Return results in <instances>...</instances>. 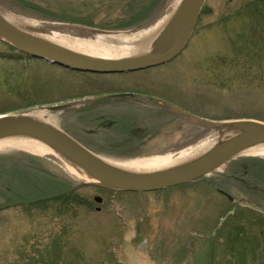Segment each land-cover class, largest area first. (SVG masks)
Wrapping results in <instances>:
<instances>
[{
    "label": "rangeland",
    "instance_id": "1",
    "mask_svg": "<svg viewBox=\"0 0 264 264\" xmlns=\"http://www.w3.org/2000/svg\"><path fill=\"white\" fill-rule=\"evenodd\" d=\"M14 1L54 17L78 15L109 26L125 16L141 18L156 0H134L135 4L92 0L87 4H94L93 10L80 13L54 11L70 0ZM251 1L206 0L187 45L174 60L132 73L71 72L27 58L0 40V115L47 108L69 98L148 91L196 118L264 122V55L250 66L241 59L246 66L242 68L233 60L231 48L254 28L255 19L246 6ZM174 7L175 0H166L151 26L123 34L154 29ZM109 114L118 116L116 109ZM191 127L200 135L180 143L168 155L210 134L189 122ZM25 155L36 158L41 168L53 174L54 179H48L51 188L61 181L68 185L75 201L68 207L59 200L37 207L20 203L29 189L24 176L20 178ZM48 159L17 149L0 151V178L9 174L14 186L9 194L0 188V264H234L237 255L227 253L229 232L248 239L245 264H264V158L240 155L209 178L150 193L81 184ZM48 190V194L53 192ZM95 196L101 198L100 203L94 202Z\"/></svg>",
    "mask_w": 264,
    "mask_h": 264
},
{
    "label": "water",
    "instance_id": "2",
    "mask_svg": "<svg viewBox=\"0 0 264 264\" xmlns=\"http://www.w3.org/2000/svg\"><path fill=\"white\" fill-rule=\"evenodd\" d=\"M205 1L180 0L175 10L166 20L162 30L150 43L149 48L153 44L159 46L167 43L169 40L170 43L159 50L153 51V49H150L133 55L114 58L95 57L77 53L51 43L37 34L23 31L5 20L1 14L0 40L32 59L74 72L125 74L143 71L164 65L174 60L183 51L194 31ZM0 12L10 13L20 18L24 17L1 5ZM24 18L27 19V17ZM38 21L45 24L37 30L42 34L56 32L76 38L93 40L97 35L101 34L123 33L122 31L98 30L87 26L57 21ZM124 96L126 95H118L116 97L122 98ZM105 102H107V99L96 101L94 104L98 105ZM63 108L65 107L57 105L41 109L54 112ZM171 109L185 116L189 122L201 130L221 133L225 128H230L231 130H239L240 132L232 138L215 145L199 157L179 163L170 168L152 172L131 171L112 166L101 160L100 156L83 147L55 124L50 125L32 120L25 116L24 113L0 115V139L26 137L37 140L75 163L94 179V182H83L81 184L94 185L115 192L127 193L158 192L194 183L203 178H209L212 172L242 155L245 150L264 144V122L262 121L253 119L214 121L196 118L175 106H171ZM167 155L132 157L127 160H150L151 158ZM48 160L55 163L65 173L68 172L65 164L57 158H50ZM93 200L96 203L101 202V198L98 196H95Z\"/></svg>",
    "mask_w": 264,
    "mask_h": 264
},
{
    "label": "flooded vegetation",
    "instance_id": "3",
    "mask_svg": "<svg viewBox=\"0 0 264 264\" xmlns=\"http://www.w3.org/2000/svg\"><path fill=\"white\" fill-rule=\"evenodd\" d=\"M133 1L131 0V2ZM89 2L92 0H70L69 4L58 5L54 11L70 13L91 11L95 5L87 4ZM137 2L139 3V0ZM0 5L16 12L21 10L33 11L14 0L12 2L0 0ZM162 11L163 9H160L143 14L142 18L134 15L125 16L123 20L118 19L109 26L85 21L78 15H73L75 17L73 19L57 17L53 21L82 25L98 30H128L133 32L151 26L159 18ZM21 54L30 58L23 53ZM150 93L148 91L126 92L101 97L69 98L52 104V106L61 105L65 108L51 112L49 115L56 116L54 122L58 128L98 156L130 158L165 155L173 152L180 143L199 135V132L194 129L188 131L189 121L187 118L173 111L171 106L180 110H183L182 108L166 101L165 98ZM118 95L126 96L118 98L116 97ZM102 99H107V102L94 104ZM114 104L115 106H113ZM111 109H116L118 116L111 117L109 114ZM91 114L95 115L93 119L89 117ZM222 194L226 195L225 193ZM228 199L232 200L229 196Z\"/></svg>",
    "mask_w": 264,
    "mask_h": 264
},
{
    "label": "bare ground",
    "instance_id": "4",
    "mask_svg": "<svg viewBox=\"0 0 264 264\" xmlns=\"http://www.w3.org/2000/svg\"><path fill=\"white\" fill-rule=\"evenodd\" d=\"M180 0H175V7L178 5ZM174 4V1H173ZM174 6V5H173ZM1 16L12 23L16 27L22 29L31 34H37L43 39L69 49L71 51L91 55L95 57H121L125 55H133L138 54L144 51H148L150 49L159 50L162 47L167 46L170 43V40L167 43H163L162 45H152L149 48L150 43L154 40V38L158 35L160 30H162L166 20L169 18L165 17L162 19L158 25L149 31H142L136 34H128V33H117V34H108V35H97V37L93 40L76 38L69 36L67 34H59L56 32H50L48 34L39 33L37 31L40 27L44 26L42 22L33 19H25L16 17L10 13H1ZM120 46V47H114ZM149 48V49H148ZM48 111V110H47ZM44 109H38L34 111H29L24 113L28 118L40 121L43 123H47L50 125H54V119L50 116ZM57 121V120H56ZM239 130H231L230 128H225L220 132L211 131L209 135L205 136L196 144L189 146L183 152L170 154L167 156H160L156 158H151L150 160H111L108 158H103L100 156V159L104 162L115 166L120 167L122 169L131 170V171H144V172H152L158 171L166 168H170L172 166L178 165L179 163L194 159L203 155L209 149L213 148L215 145L224 142L233 136L237 135ZM7 149H17L29 152L38 156H45L50 158H57L63 164H65L67 168V173L73 176L77 181L83 182H94V179L82 170L75 163L69 161L64 158L56 151L52 150L48 146L43 143L26 137H7L0 139V151H4ZM242 155L246 156H254L259 158H264V144L257 145L245 150Z\"/></svg>",
    "mask_w": 264,
    "mask_h": 264
},
{
    "label": "trees",
    "instance_id": "5",
    "mask_svg": "<svg viewBox=\"0 0 264 264\" xmlns=\"http://www.w3.org/2000/svg\"><path fill=\"white\" fill-rule=\"evenodd\" d=\"M165 1L166 0L154 1L152 5L149 6L150 8L145 13H142L147 14L155 10L163 9ZM246 6L250 11L249 13H251L255 19V24L253 28L254 31H251L250 36L244 35L245 38L239 41L237 40L238 42L236 41L231 45L233 60L237 61L238 65L242 68H245L246 66H250L255 63H259L261 57L264 55V32L262 31L264 29V24L262 23L264 21V1L252 0ZM25 8L28 9V7ZM257 8L261 9L257 10ZM19 13L23 15L36 16L45 20H53L57 18L45 12L37 10H21L19 11ZM241 59H244V61L247 63L246 66L244 64H241ZM191 130H193L192 127L188 129L189 132ZM5 157L10 159V157L8 156ZM25 159H27V161H25L24 169L22 168L20 178H23L24 176L23 179L26 180L29 189L25 196H23L22 198L18 197L21 199L18 200L20 201V203H24V205H26L27 207H37L46 204L49 201L59 200L62 201L63 206L68 207L71 200L75 201V199L72 198V192L70 191L71 189L68 187V185L65 186L63 181H61L62 183H56V186L54 188L50 187L51 183L48 179L53 180L54 176L53 174L41 168L40 163L36 158L25 155ZM14 166L18 167V165L15 163ZM28 170H30L31 172L28 173ZM34 170L36 171V173L32 174ZM0 188L3 190V192L5 191L4 193L7 194L11 193V191H14V186L10 182L9 174L4 173V176L0 178ZM48 189H51L53 192L48 194ZM18 203L19 202H17V204ZM10 204L14 205L15 203ZM226 236L227 241H229L227 253L237 255V262L234 264H245L246 260H244V254L246 253L247 247L244 244L248 242V239L246 237L243 238L238 236L235 232H229Z\"/></svg>",
    "mask_w": 264,
    "mask_h": 264
}]
</instances>
